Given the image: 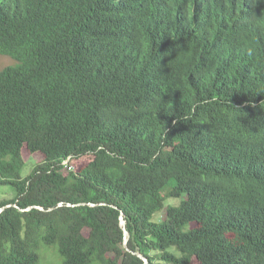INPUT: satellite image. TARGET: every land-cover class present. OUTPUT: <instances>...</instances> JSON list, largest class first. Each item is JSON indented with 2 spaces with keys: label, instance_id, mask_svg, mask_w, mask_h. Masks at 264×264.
Returning a JSON list of instances; mask_svg holds the SVG:
<instances>
[{
  "label": "trees",
  "instance_id": "16d2710c",
  "mask_svg": "<svg viewBox=\"0 0 264 264\" xmlns=\"http://www.w3.org/2000/svg\"><path fill=\"white\" fill-rule=\"evenodd\" d=\"M0 55V264H264V0H0Z\"/></svg>",
  "mask_w": 264,
  "mask_h": 264
},
{
  "label": "rangeland",
  "instance_id": "374dc122",
  "mask_svg": "<svg viewBox=\"0 0 264 264\" xmlns=\"http://www.w3.org/2000/svg\"><path fill=\"white\" fill-rule=\"evenodd\" d=\"M17 64V62L10 56L0 55V72L8 66ZM31 157V158H30ZM24 158L27 160L26 166L22 172L25 177L29 175L35 165L42 161L43 156L40 154L30 155L26 149H24ZM87 161L78 163L76 167L84 165ZM16 190L10 186H0V201H11L16 198ZM168 205H178L179 200H170L167 202ZM166 215V209L161 213L156 214L153 221L159 222L163 220ZM174 251V249H173ZM40 262L39 264H62L63 258L60 254L58 245H43L40 249ZM94 264H100L95 262ZM191 264H199L196 259L192 260Z\"/></svg>",
  "mask_w": 264,
  "mask_h": 264
},
{
  "label": "water",
  "instance_id": "95a60500",
  "mask_svg": "<svg viewBox=\"0 0 264 264\" xmlns=\"http://www.w3.org/2000/svg\"><path fill=\"white\" fill-rule=\"evenodd\" d=\"M10 206H11V205H8V206H6V207H10ZM6 207H2V208H0V213H1ZM27 210H28V209H27ZM121 225H122V227L124 228V232H125V235H126L125 247H126V249L128 250L127 242H128V238H129V232H128L127 229H126V221H125L123 215L121 216ZM136 254H137L140 258H142L146 264H149L148 259H147L146 257H144L143 255H141L140 253H136Z\"/></svg>",
  "mask_w": 264,
  "mask_h": 264
}]
</instances>
